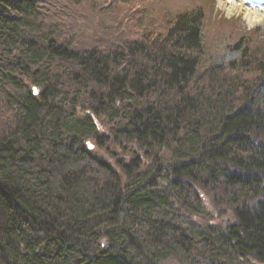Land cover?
<instances>
[{
	"label": "trees",
	"instance_id": "obj_1",
	"mask_svg": "<svg viewBox=\"0 0 264 264\" xmlns=\"http://www.w3.org/2000/svg\"><path fill=\"white\" fill-rule=\"evenodd\" d=\"M111 1L0 0V264H264V45Z\"/></svg>",
	"mask_w": 264,
	"mask_h": 264
},
{
	"label": "rangeland",
	"instance_id": "obj_2",
	"mask_svg": "<svg viewBox=\"0 0 264 264\" xmlns=\"http://www.w3.org/2000/svg\"><path fill=\"white\" fill-rule=\"evenodd\" d=\"M51 0L50 11L56 13L54 19L63 20L61 27L69 28L71 31L77 30L84 35H79V38H88L98 33L102 28L101 21H97V15H93L94 8L88 6H75L74 0ZM63 1V2H62ZM102 3L104 0H95ZM124 1V0H123ZM138 3L135 6H142L147 9L156 10L157 13L176 14L185 9H189L194 4L202 5L206 8L208 18L204 20L203 39L206 46V59L210 63L212 61H222L226 58L230 60V49L232 43H235L238 34L253 33L254 38H257L264 45V21L258 22L254 26L249 25L246 18V12L235 11L231 12L229 6H221L218 0H132ZM198 1V3H197ZM256 0H247L248 4L253 7ZM57 2V3H56ZM113 4L116 11L125 10L127 5L107 0V3L98 9ZM117 13V12H114ZM107 14V13H106ZM119 14V13H117ZM264 17V11H261ZM255 29V30H254ZM102 30V29H101ZM254 31H257L254 34ZM94 37V36H93ZM225 60V61H227ZM98 122V121H97Z\"/></svg>",
	"mask_w": 264,
	"mask_h": 264
},
{
	"label": "bare ground",
	"instance_id": "obj_3",
	"mask_svg": "<svg viewBox=\"0 0 264 264\" xmlns=\"http://www.w3.org/2000/svg\"><path fill=\"white\" fill-rule=\"evenodd\" d=\"M218 3L221 6H229V10L231 12H235V11H244V13L246 12V18L249 21V25L250 26H254L256 25L258 22H263L264 21V17L261 14V10L262 9H251L249 7H247V2H245V0H218Z\"/></svg>",
	"mask_w": 264,
	"mask_h": 264
},
{
	"label": "water",
	"instance_id": "obj_4",
	"mask_svg": "<svg viewBox=\"0 0 264 264\" xmlns=\"http://www.w3.org/2000/svg\"><path fill=\"white\" fill-rule=\"evenodd\" d=\"M33 94H34V95H38V94H39V90H38V88L33 87ZM89 148H92V146H90Z\"/></svg>",
	"mask_w": 264,
	"mask_h": 264
}]
</instances>
